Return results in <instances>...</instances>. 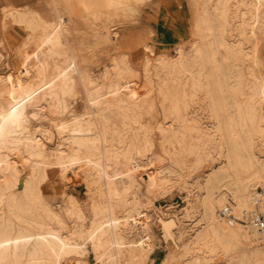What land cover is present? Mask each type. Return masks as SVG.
Returning <instances> with one entry per match:
<instances>
[{"label": "bare ground", "instance_id": "6f19581e", "mask_svg": "<svg viewBox=\"0 0 264 264\" xmlns=\"http://www.w3.org/2000/svg\"><path fill=\"white\" fill-rule=\"evenodd\" d=\"M73 1L10 0L0 6L25 30L15 49L22 67L0 74V264H88L90 254L97 264H151L150 236L133 237L148 227V195L168 183H186L208 159L218 167L192 187L183 208L199 222L186 243L176 234L183 222L175 211L154 210L173 245L163 264H212L216 255L225 257L218 264H264V232L247 221L264 204V0H191L186 47L156 52L142 42L139 70L119 52L99 76L79 54L94 52L110 27L75 20L81 11H70ZM107 1L77 0L84 3L82 16L96 19L141 6ZM5 27L1 20V46ZM25 48L30 52L20 62ZM133 77L142 80L143 91ZM98 78L104 83L95 84ZM78 86L82 109L70 111L66 97ZM41 103L66 115L51 128L63 136L54 147L41 139L50 130L36 121ZM156 145L169 164L143 180L137 171L156 157ZM50 164L56 180L69 170L80 172L86 199L60 189L62 204L49 203ZM257 185L260 204L253 197ZM222 188L232 194L233 218L216 215L227 203Z\"/></svg>", "mask_w": 264, "mask_h": 264}, {"label": "rangeland", "instance_id": "374dc122", "mask_svg": "<svg viewBox=\"0 0 264 264\" xmlns=\"http://www.w3.org/2000/svg\"><path fill=\"white\" fill-rule=\"evenodd\" d=\"M9 1L10 0H1L0 6L2 4L8 3ZM105 1L108 2L107 0ZM187 1H188V9L190 12L189 19H191L192 16V10L190 7L191 0H187ZM169 2L170 0H148L146 3V1L144 0H133V3L135 5L136 4L141 5V6H135L136 11L134 10L128 12L126 11L125 14L118 11V15L116 14L105 15V16L102 15L100 18L96 19L90 14L88 15L83 14L82 16V13L85 11L83 10L82 7L84 6V3L77 2V0H74L73 3H75V5L70 9V11L72 10L81 11L79 17L74 18L75 20L76 19L80 20L84 18L86 24L92 25L94 29L95 28L98 29V26L100 24L103 26L104 23H108L110 27L109 28L110 36L106 38L105 41L102 42L94 52H84L83 50L80 52L79 57L82 58L81 61L82 65L88 71H91L92 75L99 76L105 64L109 62V60L114 54H117L119 52H126L129 54L131 58L133 67L139 70L140 60L144 54V50L142 48V42H147L149 44L151 43V45L154 47L156 52H166L167 50L174 48L175 46L177 47V44H179L178 46L182 48L186 47L189 41L187 29H188V25L191 24V21L188 19L190 22L183 24L174 21V18L163 16L166 10L165 9L166 4ZM70 4L71 3H69L68 1L65 2L66 7L67 6L70 7ZM91 4L94 3L91 2ZM57 6L60 7V5ZM113 8L115 7H111V9ZM105 9H109V8H105ZM169 11L171 14L172 8H169ZM158 14L160 18L156 17V15ZM6 17L8 19H6ZM46 17L48 19H52L51 16H46ZM163 17L167 21L163 20L164 19ZM1 20L4 21V23L6 24L5 27L6 32L4 36L5 37L4 43L2 44V46L0 44L1 47L0 74L1 76L4 75L8 76L9 74L13 73L15 69L17 70L20 67H22V64L18 62L19 58L17 57V53L15 49L17 45L20 43L21 38L25 33V30L22 29L23 25L21 26V25L13 24L11 22L10 17L4 16L3 13L0 11V21ZM171 20L173 22H171ZM150 30H153V33H151ZM67 39L69 40V42H71L70 45L71 50L72 51L75 50L78 52L77 47L73 45L74 42L71 41L72 39L70 37ZM23 52L25 55L20 58V62L22 61L21 59L25 61L26 59L25 57L29 54L30 50L29 48H25ZM259 55L262 59H264V38L262 40L259 49ZM259 70L264 71L263 67H260ZM131 81L132 83L133 82L135 83V84L133 83V85L137 89V91L139 92L143 91L144 87L142 80L133 77ZM97 83H104V82L102 79L98 78L95 84ZM67 96L68 97H66V99H68L67 103L70 111L82 109V104H83L82 102L84 101V92L82 90V87L78 86L76 93H72ZM37 97H34L36 100L33 98L36 102L40 99ZM41 108H42L41 109L42 112L40 114L39 119H37L36 121L41 123L43 127L50 129L48 130V133L46 135L41 136V139H43L46 144L48 145L50 144L49 147H54L57 143H61L63 141V136L54 133L51 128L55 123L63 121L66 115L65 116L60 115L56 109L54 108L52 109V107L50 108L44 103H41ZM36 121H34V124L37 123ZM30 124L33 126V122H31ZM155 154L156 157L154 156V158L149 160L148 165L142 167L141 169H139V171H137L139 177L141 176L143 180H147L148 178L147 174L152 175L153 173H155L154 171L158 167H163L169 164L168 161L165 160L164 151L160 145H156ZM155 160L157 161L155 162ZM208 160L203 161L201 165L198 166V168H196L191 172L186 183H182V184L180 183L174 184V182L168 183L166 186H163L162 189H159L158 191L151 193L152 195L151 194L148 195L149 196L148 198L150 199L148 200L150 201L149 210H151L148 212L149 213L148 222H147L148 227L145 228L144 230L138 229L133 237L138 239L141 235L144 234H148L150 236L153 247L149 253V258H150L149 260H152L151 264H161V263L163 264L162 261H164L165 259H167V257L170 256L171 249H173V245L170 244L169 239L166 238L165 234H163L162 232L161 224L154 210L159 209L160 211L162 210L161 212L167 214L170 212L172 213V211L173 212L175 211L174 213L177 214V216L180 219H182L183 222V229H182L183 232L176 231L177 232L176 234L177 235L181 234L180 242L186 243L189 240V237L192 235L193 231L195 230L196 228L195 226L199 224V222H197L196 220L197 216L194 215L186 216L184 214V210L187 208L186 206L188 205L187 202L189 200L188 198L190 194L189 191L192 190V187L195 184L199 185L203 176L209 173L213 167L215 168L218 167V163H216V161H212L210 159ZM191 161L192 160H190L189 163H192ZM48 168H49L48 169L49 178L45 183L46 185L45 195L48 202L51 203L55 208L59 207L62 204V200L59 195L60 189L65 190L67 193L73 194L74 196H76V198H78L81 201L86 199L85 187L83 184V180L80 176V172L78 173L77 171L69 170V172L65 173L64 178L62 180L61 178L60 180H56L54 178L53 164H50ZM136 186H137V180L134 181V188ZM260 186L261 185H257L255 191L257 190L262 194L263 190L262 187ZM141 189L142 187L141 185H139L140 195L143 196L145 195V192ZM221 192L225 194V199L227 200V203H225L224 206H226L227 204H229V202L230 203L232 202V194H230L228 190L225 188H222ZM222 209L223 207L222 208L218 207L215 209L218 218H222V219L233 218L232 216L221 217V215L219 214ZM238 222L241 224L242 223L246 224L243 220H238ZM216 256H213V258L216 260L212 258L211 260L212 264L221 263L225 259V257L222 255L221 256L219 255L218 258ZM218 259L220 260V262ZM87 261L88 264H97L92 254H90L87 257Z\"/></svg>", "mask_w": 264, "mask_h": 264}, {"label": "crops", "instance_id": "0c3cea01", "mask_svg": "<svg viewBox=\"0 0 264 264\" xmlns=\"http://www.w3.org/2000/svg\"><path fill=\"white\" fill-rule=\"evenodd\" d=\"M169 8H172L171 14H170ZM165 9L166 10L163 16L174 18V21L183 23V24L190 22L188 20L190 17V12L188 9L187 0H170V2L166 4Z\"/></svg>", "mask_w": 264, "mask_h": 264}, {"label": "built area", "instance_id": "2783aa9c", "mask_svg": "<svg viewBox=\"0 0 264 264\" xmlns=\"http://www.w3.org/2000/svg\"><path fill=\"white\" fill-rule=\"evenodd\" d=\"M256 195L253 196L255 203L260 204L261 203V192L256 190ZM230 200V199H229ZM230 205L227 204L221 211V216H231L230 214ZM258 232L262 233L264 232V204H263V210L258 211L256 214L250 215V217L247 220Z\"/></svg>", "mask_w": 264, "mask_h": 264}]
</instances>
